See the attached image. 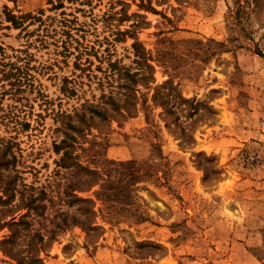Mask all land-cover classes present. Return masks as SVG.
I'll return each mask as SVG.
<instances>
[{
  "label": "rangeland",
  "instance_id": "rangeland-1",
  "mask_svg": "<svg viewBox=\"0 0 264 264\" xmlns=\"http://www.w3.org/2000/svg\"><path fill=\"white\" fill-rule=\"evenodd\" d=\"M39 259L264 264V0H0V264Z\"/></svg>",
  "mask_w": 264,
  "mask_h": 264
},
{
  "label": "trees",
  "instance_id": "trees-1",
  "mask_svg": "<svg viewBox=\"0 0 264 264\" xmlns=\"http://www.w3.org/2000/svg\"><path fill=\"white\" fill-rule=\"evenodd\" d=\"M31 17H33V16L26 15V16L16 17L14 15H10L9 14L7 16V19H8L9 22H11V24L14 27H20L25 19H27V18L29 19ZM132 46H133L134 49H136V55L141 57V55H139V51L137 50L139 44L134 43ZM135 46H137V47L135 48ZM150 78L152 79L151 82L154 83V79H153V74L152 73L150 75ZM153 91H154V93L152 95L153 104L156 105V106L162 107V109H165L168 113H171V109L167 107L170 104L173 107V106L178 105L179 102H187L186 100H184V99H182V98H180L178 96L174 97L173 95H171V92L173 91V88L168 83H164L162 85L154 87ZM37 263L38 264H42V261L39 259ZM18 264H21V262H18Z\"/></svg>",
  "mask_w": 264,
  "mask_h": 264
}]
</instances>
